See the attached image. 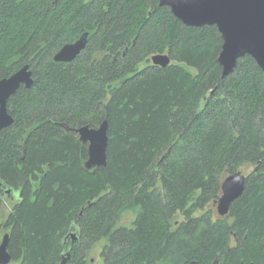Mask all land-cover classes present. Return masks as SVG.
Listing matches in <instances>:
<instances>
[{
    "label": "trees",
    "instance_id": "trees-1",
    "mask_svg": "<svg viewBox=\"0 0 264 264\" xmlns=\"http://www.w3.org/2000/svg\"><path fill=\"white\" fill-rule=\"evenodd\" d=\"M84 33L72 62L53 61ZM221 44L157 0H0V79L25 65L33 79L0 131L9 264L67 251L66 264H90L96 246L102 264H264V74L245 56L222 77ZM158 54L167 67L149 64ZM104 119L107 166L88 171L73 130ZM237 172L243 194L220 217Z\"/></svg>",
    "mask_w": 264,
    "mask_h": 264
},
{
    "label": "water",
    "instance_id": "water-1",
    "mask_svg": "<svg viewBox=\"0 0 264 264\" xmlns=\"http://www.w3.org/2000/svg\"><path fill=\"white\" fill-rule=\"evenodd\" d=\"M159 7H167L173 16L184 26L201 28L215 26L221 39V50L218 64L222 77L229 76L236 68L239 59L251 57L264 74V0H157ZM87 33L70 44L64 45L53 57L54 62L70 63L87 43ZM153 66L167 67L171 59L168 55H153L150 58ZM33 85L32 71L29 65L0 79V131L13 125L14 120L7 110L8 99L23 86L30 89ZM107 120L97 128L85 125L74 129L81 143L87 145L86 170L106 168ZM247 176L241 172L229 174L221 183V195L214 202L217 214L224 217L228 214L233 202L239 199L244 191ZM77 241L76 232H70L65 240ZM8 234L0 240V264H9L11 257L7 251ZM70 256L63 254L61 264H66Z\"/></svg>",
    "mask_w": 264,
    "mask_h": 264
},
{
    "label": "rangeland",
    "instance_id": "rangeland-1",
    "mask_svg": "<svg viewBox=\"0 0 264 264\" xmlns=\"http://www.w3.org/2000/svg\"><path fill=\"white\" fill-rule=\"evenodd\" d=\"M151 64V62L149 63ZM145 66V65H144ZM247 172H249V170H247ZM247 174V173H245ZM215 213L217 214V210L215 207ZM127 219H131V217H127ZM182 221V217L181 216H176L175 218H173L172 222L175 224L176 222H180ZM99 253H100V247L96 246L92 249V252L90 254L89 260H90V264H102L100 258H99Z\"/></svg>",
    "mask_w": 264,
    "mask_h": 264
}]
</instances>
